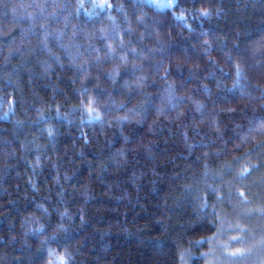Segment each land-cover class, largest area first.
I'll use <instances>...</instances> for the list:
<instances>
[{"label": "trees", "instance_id": "1", "mask_svg": "<svg viewBox=\"0 0 264 264\" xmlns=\"http://www.w3.org/2000/svg\"><path fill=\"white\" fill-rule=\"evenodd\" d=\"M171 1L0 0V264H264V0Z\"/></svg>", "mask_w": 264, "mask_h": 264}, {"label": "rangeland", "instance_id": "2", "mask_svg": "<svg viewBox=\"0 0 264 264\" xmlns=\"http://www.w3.org/2000/svg\"><path fill=\"white\" fill-rule=\"evenodd\" d=\"M147 1H149L150 3H152V4H154L155 6H157V8H160V9H164V8H168V7H171V5H172V1L171 0H147ZM219 246V245H218ZM215 247V250H216V246H214ZM221 249H222V247H221ZM214 250V251H215ZM220 252H222L221 250H219ZM217 253H218V249H217V251H216ZM219 255H220V259H222V256H221V254L219 253ZM212 256H216L215 258H213ZM212 258V259H211ZM219 257L217 256V255H210L209 256V261L213 264H222L221 263V260H219L218 259ZM220 262V263H219Z\"/></svg>", "mask_w": 264, "mask_h": 264}, {"label": "snow or ice", "instance_id": "3", "mask_svg": "<svg viewBox=\"0 0 264 264\" xmlns=\"http://www.w3.org/2000/svg\"><path fill=\"white\" fill-rule=\"evenodd\" d=\"M203 15H207V12L204 11L202 12ZM237 74H239V69H237ZM93 102L92 101H89V105H91ZM87 111L89 112V114L91 115L95 110L94 108H92L91 106L87 109ZM233 239H236L235 237ZM224 249H225V252L227 253V255L229 256H237V255H242L244 250L243 249H236L235 251H228V246L227 245H224ZM58 264H64V259L63 257H61L59 259V262Z\"/></svg>", "mask_w": 264, "mask_h": 264}]
</instances>
